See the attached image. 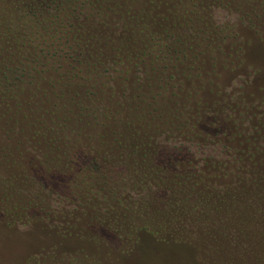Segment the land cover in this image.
<instances>
[{
  "label": "rangeland",
  "instance_id": "374dc122",
  "mask_svg": "<svg viewBox=\"0 0 264 264\" xmlns=\"http://www.w3.org/2000/svg\"><path fill=\"white\" fill-rule=\"evenodd\" d=\"M150 1L1 3L0 264H264V0Z\"/></svg>",
  "mask_w": 264,
  "mask_h": 264
},
{
  "label": "trees",
  "instance_id": "16d2710c",
  "mask_svg": "<svg viewBox=\"0 0 264 264\" xmlns=\"http://www.w3.org/2000/svg\"><path fill=\"white\" fill-rule=\"evenodd\" d=\"M163 2H164V0H151L150 1V3H151V9H154V4H161ZM1 3H3L5 6H7V4H8L6 2V0H0V25H2L5 28V29H3V31L6 32V34H8V32H9L10 34L13 33L14 35H16L18 37L19 36V29H17L18 26L16 25L17 27L13 28L10 22L7 23V22L4 21L5 19H7V16L4 17L5 15L4 16L1 15V9H2ZM47 4L49 5L48 2H44L43 3V6L46 8ZM8 9H9V7H8ZM5 14H7V12ZM144 14L145 15H148V12H145ZM8 15L10 16L11 14L8 13ZM40 20H42V19L40 18ZM199 22L202 23V24H204V25H206V26H208V22L206 21V19H204V17ZM47 48L43 49L44 54H46V55H49V54H52L54 56L55 55H63L66 58H69L71 56V53H72L71 50H64V49H61V51H64V52H60L58 50H55L54 52H52V51L48 50ZM148 53H149V51L146 48H144V50L141 52L140 55L143 58V57L147 56ZM153 53H155V55L159 56V54L160 53H163V52L162 51H154ZM181 56H182V51L179 52V56L178 57H181ZM103 97H104V95H103ZM154 121L156 123L153 124ZM149 122H150V124L149 125L147 124V126L144 125L142 122H139V126H140L141 129H138L137 127H134V126L130 125L129 126V129H130L131 135H133V137L136 138V133L139 132V135H140V131H142V134L144 132L148 133V134H144L145 137H149V136L153 135V136H156L157 138H159L160 140L165 139L166 138V136H165L166 135V132L165 131L167 130V127L164 130H161V129L162 128H165L162 125H164V124L167 125V122L165 121L162 124L158 120L156 121V119L150 120ZM180 123L185 124L186 123V120H184V122H180ZM40 132H44V131L41 130ZM56 133L59 135L61 132L59 131V132H56ZM51 144L53 145L54 144V141H52ZM125 148L128 150V152H130L131 156L132 155H135L136 154V151H138L137 150V145H136L135 142H132L131 144H129V142H126L124 144V150H125ZM130 149L133 150V151L132 152L129 151ZM130 154L129 153H125L124 155H122V157H124L125 159H127V158L130 157ZM141 160H142V163H144L146 159L142 157ZM231 164H232V162L230 160V162L228 161L227 163H225L224 166L231 165ZM150 166H151L150 170H148L147 172H145L144 175H145V177H149L150 178V181H151V178H152V183L155 184V186H154L153 189L155 191L159 189V192H166L167 194L169 192V198H168L169 202L167 203L168 207H165V208L162 209L163 210V213H165V212H171V211H173L175 213L176 212H179L178 209L179 208H182V206L180 204L181 202L179 201L180 203H178L177 199H179V196L181 194H184V191H181L183 189L180 188V186L178 185L179 183H177V182L174 183V184L171 183L173 180H175V178L173 177V175H170V173L167 174V173L160 172V170L155 165H150ZM140 168L142 169L141 171H144V169H146L145 167L143 168L141 166H140ZM204 168H207V167H204ZM192 169H193L192 171H189V169H183L185 171H181V173L179 175H177V176H181L183 174H187V180H188V182H191L194 179H195L196 182H200V180L203 178V175H201V174H203V170H205V169H203V170L201 169V171L199 173H197L198 175L195 174V170L196 169H199L198 166H194ZM192 174H194V175H192ZM178 180H180V179L178 178ZM192 186H193V189H191V191H194V189H195L194 188V184ZM170 203L173 204V205H175L176 207L173 208V206H170ZM169 209H171V210L170 211H167ZM180 214H181V212H180Z\"/></svg>",
  "mask_w": 264,
  "mask_h": 264
}]
</instances>
